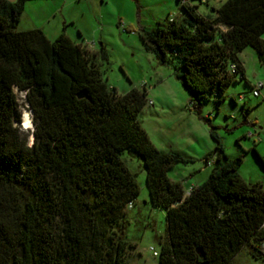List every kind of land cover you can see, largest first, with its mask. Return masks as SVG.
I'll return each instance as SVG.
<instances>
[{
    "label": "trees",
    "instance_id": "16d2710c",
    "mask_svg": "<svg viewBox=\"0 0 264 264\" xmlns=\"http://www.w3.org/2000/svg\"><path fill=\"white\" fill-rule=\"evenodd\" d=\"M28 1L0 0V264H131L130 204L141 189L126 153L141 160L150 203L166 213L157 264H234L245 247L264 260V187L240 174L243 155L231 158L212 130L208 179L189 187L171 179L187 159L151 141L139 118L146 88L110 87L103 48L90 53L65 33L20 30ZM182 8L180 18L142 27L140 38L161 63L177 68L179 60L198 112L212 97L219 110L233 82L251 85L240 53L250 46L264 62V0H226L214 16Z\"/></svg>",
    "mask_w": 264,
    "mask_h": 264
},
{
    "label": "rangeland",
    "instance_id": "374dc122",
    "mask_svg": "<svg viewBox=\"0 0 264 264\" xmlns=\"http://www.w3.org/2000/svg\"><path fill=\"white\" fill-rule=\"evenodd\" d=\"M193 1L199 5L200 11L214 16V9L221 7L226 0ZM57 2L58 16L48 25L52 38L62 34H56V31L62 9L65 10V0ZM66 3V9L76 17V27L70 30L72 39H76L78 28L84 34L90 53L104 49L106 58L101 60V69L108 85L116 88L119 94H125L133 87L148 91V103L139 118L151 141L159 150H177L187 159L186 163H180L169 171L171 179L182 181L186 187L200 185L208 179L212 166L206 163L204 157L214 150L215 140L211 134L214 130L231 158L243 155L239 169L242 177L248 183L260 182L264 187V165L253 150L256 147L264 160V87L260 96H255L251 87L258 81L264 82V62L260 61L254 48L246 47L239 55L251 85L238 79L227 88L219 110L212 97L198 112L190 104L188 91L178 76L181 72L179 60H175L177 68L161 63L153 52L146 50L140 38L142 27L155 28L158 22L168 23L172 17H182L184 10L181 2L68 0ZM30 16L35 18L36 13L28 9L18 25L20 30L34 29ZM232 98L236 99V104ZM19 103L23 114L22 126L32 133L33 115L21 93ZM244 103L249 105V111L242 109ZM26 116L31 120L29 129H26ZM30 139H33L32 136ZM125 159L137 173L141 189L135 206L130 209L129 234L138 242L131 264H157V257L150 247L154 246L159 251V241L166 235V213L150 203L146 171L141 160L129 153H126ZM233 263L264 264V260L254 258L250 247H245Z\"/></svg>",
    "mask_w": 264,
    "mask_h": 264
},
{
    "label": "crops",
    "instance_id": "0c3cea01",
    "mask_svg": "<svg viewBox=\"0 0 264 264\" xmlns=\"http://www.w3.org/2000/svg\"><path fill=\"white\" fill-rule=\"evenodd\" d=\"M10 1L15 2L17 0H10ZM30 1H33V2H30ZM43 1H46V4H42ZM57 1L58 0H54V2L52 3L51 0H29L26 4V8H25V12H24V13H27L28 9L33 10L36 13L35 18L30 16V19H32V21L34 22L33 28L34 29H42L47 34V36L51 39H55L54 36H57V35H53L54 38L50 37L52 35L49 34V31H48V25H50L52 23L53 19L57 18V16H58V12L56 10V5L58 4ZM188 1L190 4L197 6V10L199 13H201L203 15H211L210 13L207 14V13H204V11H200L199 5H197V3H195L193 0H188ZM66 2H68V0H65V10H64V8L62 9V12H61L62 15H61V17H59V20L57 23V31H56L57 33L56 34H59V32L63 33V31H65V34L72 39V37L70 35V30H72L71 29L72 27H76V20H75L76 17H75L74 13L69 11V9H66V7H67ZM207 2H209V1H207ZM54 3H56V4H54ZM201 3H206V2H201ZM24 13L22 15V18L24 16ZM72 40L77 41L78 43L81 42V40H84L83 44L85 45L86 48L88 47V45L85 42L84 34L78 28H77L76 39H72ZM88 49H90V48L88 47ZM95 51H93V52H95ZM245 76H246V79L250 82V80L248 79V77L246 75V71H245ZM243 105H244V109H247V111L250 110L249 105H247L245 103ZM193 148L195 149V151H198V149L195 146ZM254 148L258 151V149L256 147H254ZM259 154H260V152H259ZM194 186H197V185H194Z\"/></svg>",
    "mask_w": 264,
    "mask_h": 264
},
{
    "label": "built area",
    "instance_id": "2783aa9c",
    "mask_svg": "<svg viewBox=\"0 0 264 264\" xmlns=\"http://www.w3.org/2000/svg\"><path fill=\"white\" fill-rule=\"evenodd\" d=\"M200 2H206V0H199ZM181 3H188V0H181ZM189 4V3H188ZM237 68V66L235 64L232 65V70L235 71ZM264 87V82L262 81H258L252 88L253 90V94L255 96H260L261 95V90L262 88ZM241 98H243V96H240ZM191 189H189V192H190ZM130 207H132V203L130 204ZM150 250L153 252V255L158 257L159 255V251L154 247V246H151L150 247Z\"/></svg>",
    "mask_w": 264,
    "mask_h": 264
},
{
    "label": "bare ground",
    "instance_id": "6f19581e",
    "mask_svg": "<svg viewBox=\"0 0 264 264\" xmlns=\"http://www.w3.org/2000/svg\"><path fill=\"white\" fill-rule=\"evenodd\" d=\"M30 121H31L30 120V117L29 116H26V123H27L26 129H29L30 128V125H29Z\"/></svg>",
    "mask_w": 264,
    "mask_h": 264
}]
</instances>
